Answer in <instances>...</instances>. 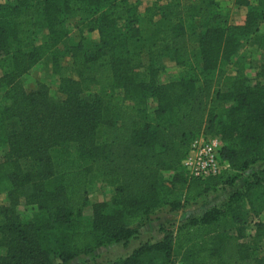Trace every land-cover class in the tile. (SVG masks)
<instances>
[{"label": "trees", "instance_id": "1", "mask_svg": "<svg viewBox=\"0 0 264 264\" xmlns=\"http://www.w3.org/2000/svg\"><path fill=\"white\" fill-rule=\"evenodd\" d=\"M138 6L0 4V88L8 102L0 105V148L7 149L0 163V194L7 197L0 205V264H68L102 246L125 245L160 209L179 211L222 187L232 192L220 206L174 231L159 228L160 240L106 264H174L175 255L184 264H264V223L256 224L251 244L243 243L241 214L242 201L264 202V166L233 189L243 173L264 164V89L251 88L240 61H231L243 41L259 36L262 16L252 8L241 26H230L216 0H152L142 14ZM95 31L98 42L85 49L84 33ZM48 55L53 65L67 56L76 68L77 80H59V103L44 85L26 92L20 82ZM161 57L182 68L177 80L159 82ZM198 136L219 137L228 165L204 181L182 168ZM165 172H174L170 185ZM96 177L115 194L111 208L95 204L86 220L85 193ZM21 201L37 206L29 220L15 212Z\"/></svg>", "mask_w": 264, "mask_h": 264}, {"label": "rangeland", "instance_id": "2", "mask_svg": "<svg viewBox=\"0 0 264 264\" xmlns=\"http://www.w3.org/2000/svg\"><path fill=\"white\" fill-rule=\"evenodd\" d=\"M11 1L12 0H0V4L9 3ZM130 1L134 2V0ZM151 1L152 0H138V13L142 14L144 8L150 4ZM216 2L218 3L221 13H228V24L230 26H241L247 18L249 10L252 8L255 10V13L259 14V17L262 16V20L259 21V24L256 23L259 26V36H249L247 42L243 41L242 46L238 47V50L231 56V61H240L243 73L251 88L264 89V48H261L258 42V38L264 36V7L259 0H216ZM71 36H73V38L76 37L74 32H72ZM84 36L89 38L83 44L85 49H90L98 42V33L96 31L92 33L85 32ZM155 66L158 69V79L160 83L166 84L173 80H177L182 74V68L166 57L159 58L155 62ZM3 71L4 68L0 66V77H2ZM226 72L228 75L234 74L232 68L229 66L226 67ZM61 78L77 80L76 68L72 65V59L66 56L58 59L57 64L53 65L52 56L48 55L30 68L21 77L20 82L23 90L26 92L34 91L38 85H44L47 89L49 100L54 103H59L65 99V95L59 91V80ZM5 92V88H0V105L8 103L3 98ZM152 109H154V103L150 101L149 110ZM6 151V148H0V163L3 162V156ZM254 169L255 167L248 172ZM248 172L241 175L240 179L236 182V186L233 188L234 190H238L239 188L242 189L241 187L246 176H248L247 174H251ZM173 175L174 172H165L163 173L162 180L168 184L167 182L172 179ZM231 192L232 189H227L225 187L216 189L176 212H169L168 208H162L156 213L154 220L146 226H143L138 231V234L125 245H123V242H119L102 246L96 249L92 254L79 256L71 260L68 264H85L90 262L106 264L116 259L124 258L130 255L138 246L160 240L163 234L159 231V228L162 227L174 231L175 228L187 218L199 216L205 210L213 206H220ZM114 194L115 188L108 186L103 178L96 177L85 193L87 204L83 208V218L86 220L91 219L92 207L95 204L104 203L111 208ZM242 203L244 206L242 207L241 214L247 222L248 233V238L242 242L251 244L254 241L256 224L264 223V202L255 196V198L249 201L244 200ZM6 204V195L0 194V205ZM15 212L22 220H29L32 218V215L37 212V206L21 201L15 207ZM3 255L4 249L0 247V257ZM174 264L184 263L178 255H175Z\"/></svg>", "mask_w": 264, "mask_h": 264}, {"label": "built area", "instance_id": "3", "mask_svg": "<svg viewBox=\"0 0 264 264\" xmlns=\"http://www.w3.org/2000/svg\"><path fill=\"white\" fill-rule=\"evenodd\" d=\"M222 146L219 137H196L182 161L186 176L204 181L227 170L228 165L220 160Z\"/></svg>", "mask_w": 264, "mask_h": 264}, {"label": "crops", "instance_id": "4", "mask_svg": "<svg viewBox=\"0 0 264 264\" xmlns=\"http://www.w3.org/2000/svg\"><path fill=\"white\" fill-rule=\"evenodd\" d=\"M262 166H264V164H259L258 166L255 167L254 171L257 170V169H259V168H261ZM248 173H250V172H248ZM247 175H248V174H247ZM243 180H244V179H243Z\"/></svg>", "mask_w": 264, "mask_h": 264}]
</instances>
